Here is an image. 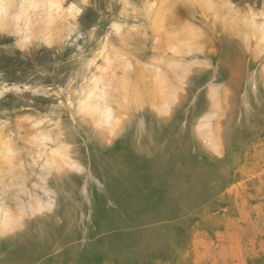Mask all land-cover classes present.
Returning <instances> with one entry per match:
<instances>
[{
    "label": "rangeland",
    "instance_id": "rangeland-1",
    "mask_svg": "<svg viewBox=\"0 0 264 264\" xmlns=\"http://www.w3.org/2000/svg\"><path fill=\"white\" fill-rule=\"evenodd\" d=\"M0 264H264V0H0Z\"/></svg>",
    "mask_w": 264,
    "mask_h": 264
}]
</instances>
